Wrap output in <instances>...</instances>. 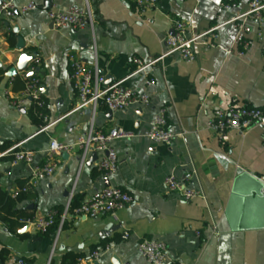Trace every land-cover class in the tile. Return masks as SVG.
<instances>
[{
	"label": "crops",
	"instance_id": "0c3cea01",
	"mask_svg": "<svg viewBox=\"0 0 264 264\" xmlns=\"http://www.w3.org/2000/svg\"><path fill=\"white\" fill-rule=\"evenodd\" d=\"M248 1L224 11L222 0H158L149 9H137L122 0H88L94 17L92 32L89 27L56 28L48 19L49 10L84 8L85 0H52L50 9H44V0H2L18 14L9 17L0 7V151L19 144L35 157L31 165L13 163L9 156L0 159V207L28 181L33 167L45 162L50 138L73 143L86 134L91 123L104 132L116 128L137 134L113 141L118 168L110 175L97 168L103 152H89L82 166L78 149L67 158L57 156L55 173L31 188L30 197L0 220V248L9 250L5 264L18 259L31 264H64L67 254L87 258L94 250L100 252L95 264H149L137 248L145 238L167 245L164 264H264L261 129L228 130L219 136L207 127L218 108L264 107V52L257 38L258 31L264 37V24H252L253 31L244 36L249 48L243 55L228 53L238 49L236 32L232 24H224L216 31L214 47L201 42L193 46V60L170 54L134 72L135 59L146 62L162 56L174 20L184 21L189 34H200L246 11ZM30 2L38 9L19 13ZM19 36L24 51L37 54L38 62L28 70L38 68L35 77L41 80L40 86L47 87L46 93L40 91L46 101L45 129L35 122L32 104L14 108L9 103L10 97H18L24 89L15 85V78H21L24 86L27 82L24 72L6 75L21 53L16 49ZM70 54L87 66H97L106 84L120 81L125 88L147 93L151 104H131L121 111L100 104L94 113L88 106L77 108ZM162 107L167 110L169 129L184 134L170 144L155 143L143 135ZM185 172L192 173L186 185L199 192L188 201L169 193L163 183L167 176L182 178ZM107 186L125 190L132 203L114 215H69L61 227L44 232L34 231L22 221L58 212V207L62 212L69 196L81 203ZM125 232L129 237L123 240Z\"/></svg>",
	"mask_w": 264,
	"mask_h": 264
},
{
	"label": "built area",
	"instance_id": "2783aa9c",
	"mask_svg": "<svg viewBox=\"0 0 264 264\" xmlns=\"http://www.w3.org/2000/svg\"><path fill=\"white\" fill-rule=\"evenodd\" d=\"M134 6L137 9L154 8L158 0H122ZM242 0H222L221 8L224 11H231L237 8ZM35 2H30L19 11L21 14H27L37 10ZM1 10L6 12L7 16H15L14 8L11 4H3ZM264 0H249L246 11L236 13L228 20L219 22L211 26L208 30L200 34H189L186 23L182 20H174L173 33L164 40L165 51L162 56L153 58L149 61L135 59L136 69L139 72L159 61L163 56L178 54L184 60H193L195 58L193 46L201 42L206 47L215 46L216 31L224 24H232L236 32L234 45L237 50L231 49L229 54L243 55L249 48V41L244 37L253 31L252 24L261 27L264 24ZM48 19L53 27H71L81 29L89 27L94 31V17L89 7L88 0H85V7L71 6L66 11H48ZM257 38L261 41V48L264 52V37L261 31L257 32ZM38 60L36 59V64ZM71 69L70 78L77 92V108L88 106L93 113L100 104H103L110 111H121L131 104L150 105L151 97L147 93L136 92L125 88L121 82L106 84L104 76L100 74L97 66H87L75 54L69 55ZM33 64V65H34ZM33 66L29 71H34ZM41 80L33 77L27 80L22 93L18 97H10L9 103L14 108L25 107L33 104L36 107L38 117L44 122L40 129H45L47 115L44 112L46 101L41 97L39 86ZM152 83V80L150 81ZM166 108H159L154 119L144 132V136L155 142L170 144L177 136H183V133L175 134L168 126ZM207 127L222 136L228 130H236L245 133L253 127L261 129V137L264 145V107H255L249 105H233L227 109L218 108L214 110L212 116L207 122ZM137 136L134 132L121 129H110L107 132L97 130L91 123L86 134L80 136L75 142L67 144L50 138L47 158L42 165L34 166L28 181L12 193V198H17L21 193H27L31 188L37 186L39 182L50 177L59 167L57 156L63 152L69 153L75 149L80 151L79 163L82 166L86 156L91 151L103 152V157L98 161L97 168L105 175L113 174L118 168V158L113 141L118 139H130ZM19 144H15L5 150L0 151V159L11 157L13 163H24L31 165L34 162L35 153L31 150H22ZM192 178L191 172H185L182 178L167 176L164 179V187L169 193H177L182 200L188 201L199 192L186 185ZM72 196H69L67 202L59 214L52 210L46 215L35 218H27L22 221L31 227L34 231L44 232L50 227H61L66 218L71 216L96 218L100 215H114L118 210L130 205L133 198L119 187L107 186L93 192L88 198L82 201L78 206L72 207ZM129 235L125 232L123 240L128 239ZM138 251L145 257L149 264H164L167 255V245L156 239H142L138 243ZM100 252L94 250L87 258L78 257L74 264H95L99 259ZM13 264H31L24 259H18Z\"/></svg>",
	"mask_w": 264,
	"mask_h": 264
},
{
	"label": "water",
	"instance_id": "95a60500",
	"mask_svg": "<svg viewBox=\"0 0 264 264\" xmlns=\"http://www.w3.org/2000/svg\"><path fill=\"white\" fill-rule=\"evenodd\" d=\"M2 0H0V7L2 6ZM52 6V0H44V9H50ZM3 14L6 15V12L4 10H2ZM15 14H18L17 11H15ZM8 24V23H7ZM13 31L15 33L18 32V28L14 27ZM16 49L18 51H21V53L19 54L17 60L15 61V64L13 66H11L7 72L6 75L8 77H13L16 76L19 72H24V78L27 80H31L33 77H35L38 74L39 69L35 68L34 71H29L28 67L30 64H34L36 59H37V54L33 53V54H29L27 52L24 51L25 49V43L24 40L21 36H19L17 38V44H16ZM26 57L27 59L25 60H21V57ZM0 66H1V61H0ZM108 79V78H107ZM40 91L42 93H46L47 91V87L45 85H41L40 86ZM21 111H24V109L22 108ZM62 156L64 158H67L68 153L63 152ZM96 157V153L93 154V158Z\"/></svg>",
	"mask_w": 264,
	"mask_h": 264
},
{
	"label": "trees",
	"instance_id": "16d2710c",
	"mask_svg": "<svg viewBox=\"0 0 264 264\" xmlns=\"http://www.w3.org/2000/svg\"><path fill=\"white\" fill-rule=\"evenodd\" d=\"M11 43H13V39L10 38ZM16 84H21L20 89H23L24 87V81L19 78L16 77L15 78V85ZM31 112L34 114H32V116L35 117V122L37 123L38 126H43L44 122L42 121V119H40L38 117L37 111H36V107L32 104V108H31ZM23 185L21 184L20 187H22ZM29 192V191H28ZM27 193H21L18 195L17 198H8V200H6V202L4 203V205L2 207H0V220H4L5 216L11 212L13 209H15L16 204L19 203L20 201H22L23 199H25L26 197H30ZM80 204L78 198L74 197L72 199V207L78 206ZM59 211L57 212V216L59 215L60 208L58 207ZM57 218V217H56ZM58 219V218H57ZM9 257V250L5 247H1L0 248V264H5V261L7 260V258ZM78 257L72 255V254H67L64 256L63 258V262L64 264H74L75 261L77 260Z\"/></svg>",
	"mask_w": 264,
	"mask_h": 264
},
{
	"label": "snow or ice",
	"instance_id": "6c2138e0",
	"mask_svg": "<svg viewBox=\"0 0 264 264\" xmlns=\"http://www.w3.org/2000/svg\"><path fill=\"white\" fill-rule=\"evenodd\" d=\"M20 59L23 61V60H25V59H27V58L22 56Z\"/></svg>",
	"mask_w": 264,
	"mask_h": 264
}]
</instances>
